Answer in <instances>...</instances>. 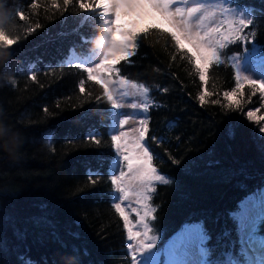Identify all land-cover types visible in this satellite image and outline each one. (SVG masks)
I'll use <instances>...</instances> for the list:
<instances>
[{
	"label": "trees",
	"instance_id": "1",
	"mask_svg": "<svg viewBox=\"0 0 264 264\" xmlns=\"http://www.w3.org/2000/svg\"><path fill=\"white\" fill-rule=\"evenodd\" d=\"M222 1L244 9L253 25L244 33L248 41L228 46L223 66L210 70L207 88L215 95L203 107L190 53L161 29L136 38L139 55L124 73L152 89L145 101L154 98L157 106L146 116L150 135L163 143L149 139L147 147L158 174L172 181L156 184L149 202L157 209L149 220L157 247L203 223L210 239L201 264H250L231 214L245 201L264 205V134L241 111L224 108L222 93L235 87L234 55L254 45L264 57V0ZM55 2L59 7L52 0H0V35L16 41L0 42V264H133L112 207V105L80 65L103 40L104 15L80 9L79 0ZM243 92L242 109L259 107L264 115L260 93L251 96L247 85ZM255 235L257 253L264 223Z\"/></svg>",
	"mask_w": 264,
	"mask_h": 264
},
{
	"label": "snow or ice",
	"instance_id": "2",
	"mask_svg": "<svg viewBox=\"0 0 264 264\" xmlns=\"http://www.w3.org/2000/svg\"><path fill=\"white\" fill-rule=\"evenodd\" d=\"M73 0H63V5L68 7ZM187 2V0H185ZM53 7H59L55 0H52ZM176 0H79V8L87 10L90 8L93 11H99L103 15H110L112 17V27L110 31L114 33L113 43L114 48L111 51L110 57L106 58L98 66L88 67L85 66L81 71L86 76L91 75L96 83L99 84L103 90L104 97L107 101L114 104L119 108L120 103H116L113 93L109 90V84L113 82V78H118L119 84L124 85L125 81H130V78L125 77L124 67H130L134 65L135 61L133 57L139 55V42L137 37L140 34L147 32L149 28L161 29L165 33L171 36V39L175 42L177 50H187L191 55V60L194 62L195 71L198 73V78L201 84L200 94L196 97L199 104L203 107L209 102V98L214 96L215 93L208 90V79L211 76L216 66H223L224 60L221 59L225 55V50L228 46L234 45L247 40L244 35L245 30H250V26L253 25L251 19H244L242 16L231 14L230 10L221 6L220 11L223 15L231 16L227 31L220 32L218 28H213L210 31H206L201 34L200 31H196L190 28V20L197 17L198 13H201L203 4L187 7L182 9L175 6ZM33 8L35 4L31 5ZM204 17H197L199 20H203ZM215 34V35H214ZM256 33H253L255 36ZM248 41V40H247ZM0 42L11 47L16 41H13L3 35H0ZM234 63H230L231 68L239 70L240 64L238 58L232 57ZM33 81L37 79L35 74L29 77ZM84 79L79 80V86L83 89L81 93L85 91ZM137 86L143 85L144 92L139 94L146 99L149 98V93L152 89L145 83H136ZM247 85L251 89V96H256L257 91L260 93L259 100L264 102V84L255 83L250 79L237 75L235 80V87L230 91H223V99L225 103L223 107L232 112L241 111L245 116V119L253 124L259 125L258 130L261 134H264V115H260V108L251 110H243L242 98L244 96L243 88ZM156 89L162 93H167L168 88L156 85ZM139 92V89H137ZM124 95H128L127 92ZM251 96L249 100H251ZM153 99V103H144L143 108L140 105H133V107L139 109L137 111L141 113H149L152 107H156L157 104ZM213 104H220V100H212ZM124 119L117 123L118 132L111 135L114 146L120 154L123 163L126 165L127 172L123 171L116 179L110 180V184L115 188V196L118 201H127L129 197V191L125 187V177L128 174L136 173L137 178L141 182L143 191L139 193V202L143 207V216L137 221L143 225L144 231H134L130 221V217L126 214L125 208L122 203L115 202L112 207L115 213L118 214L120 220L123 221V226L127 234V241L134 242V248L130 246L132 251L131 261L133 264H155L156 252L152 251V248L156 245L159 237L157 235L150 234L153 229L149 227L146 222L147 219H154L155 207H149V202L152 200V193L157 189L156 184L169 185L172 181L166 178L163 174H158L157 168L153 166L154 154L147 147L148 140L159 144L163 143V140L150 135V119L145 116L139 119V127L133 129L137 133L136 139L130 140L129 133L123 129L128 124L129 119L132 117L122 114ZM94 143H98L99 139L90 137ZM175 159V158H173ZM103 171V169H101ZM254 211L253 207H250V202L245 201L239 211L231 214L232 219L237 222L241 231L247 226L251 229L249 233V240H256V232L259 225L264 223V215H252ZM210 237L204 230L203 223H193L186 225L183 236L173 245L169 246V252L171 255H175L177 251L181 252L182 249L187 246H196L199 251V255L202 258L209 256V250L206 247L207 241ZM261 246L264 247V238H259ZM241 244L244 240L241 239ZM243 254V249L241 250ZM21 264L23 262L21 261ZM34 264V262H29Z\"/></svg>",
	"mask_w": 264,
	"mask_h": 264
},
{
	"label": "rangeland",
	"instance_id": "3",
	"mask_svg": "<svg viewBox=\"0 0 264 264\" xmlns=\"http://www.w3.org/2000/svg\"><path fill=\"white\" fill-rule=\"evenodd\" d=\"M198 4H203V9L201 13L197 14V17H204L203 20L197 19L194 17L190 20V28L196 31H200L203 34L206 31H210L213 28H218L220 32L227 31V26L229 21L232 19L231 16H225L221 13L220 7L224 6L222 0H176L175 6L180 7L182 9H186L187 7L196 6ZM233 15L242 16V18L246 19L247 15L244 9H236V8H228ZM103 24H104V35L103 40L99 43V45L95 48L94 53L87 58L86 61L82 62L80 65L82 67L88 66H98L101 62H103L106 58L110 57L111 51L114 48L113 38L114 33L110 31L112 27V17L110 15L103 16ZM215 35V34H214ZM233 57L238 58V62L240 64L239 70L235 68V74L246 77L255 83L264 84V57L260 56L257 47L251 45L248 49H245L241 54L234 55ZM232 60V59H231ZM235 61H233L234 63ZM89 77L93 78L91 75ZM139 89V92L137 91ZM109 90L113 93L114 99L116 103H120V107L117 108L112 105V122H111V134L118 132L120 129L118 128L119 122H121L124 117H121L122 114H126L132 119H129L128 124L123 129L129 133V139L135 140L137 133L133 131L139 127V119L144 118L146 113H141L137 110V108L133 107V105H140V108H143V104L146 103V99L144 96L140 95V92H144L145 89L143 87H138L135 84L125 81L124 85L121 86L119 84L118 78H113V82L109 84ZM127 92L128 95H124ZM115 135V134H114ZM115 147V146H114ZM115 157L110 166V178L111 180L116 179V177L122 173L123 171L127 172L126 165L123 163L122 158H120V154L115 147ZM125 187L129 191V197L127 201H118L116 200L115 188L112 186V202H120L122 206L125 208L126 214L129 215L130 221L132 224V228L134 231H144L143 225L139 224L137 221L140 217L143 216V207L139 202V193L143 191L141 186V182L137 178L136 173L128 174L125 177ZM250 207L254 208L252 215H259L260 213L263 215L264 205L260 206V204L255 201H249ZM149 220L146 222L149 224ZM185 227L174 234L171 238L163 243L161 247H157L155 245L152 248V251L156 252L155 263L162 262L163 264H201V256L198 254L197 247L187 246L182 249L181 252L177 251L175 255H171L169 252V246L173 245L174 242L178 241L184 233ZM251 229L249 227H245L242 233V239L244 240L243 245L246 246V251L252 253L249 258L250 264H264V251H261L260 248H263L261 244L257 246V253L253 250L252 252V241L249 240V233ZM152 234V233H150ZM153 235V234H152ZM130 246L134 248V242L128 241V249L130 254L132 255V251H130Z\"/></svg>",
	"mask_w": 264,
	"mask_h": 264
},
{
	"label": "clouds",
	"instance_id": "4",
	"mask_svg": "<svg viewBox=\"0 0 264 264\" xmlns=\"http://www.w3.org/2000/svg\"><path fill=\"white\" fill-rule=\"evenodd\" d=\"M3 21H2V17H0V23H2Z\"/></svg>",
	"mask_w": 264,
	"mask_h": 264
}]
</instances>
